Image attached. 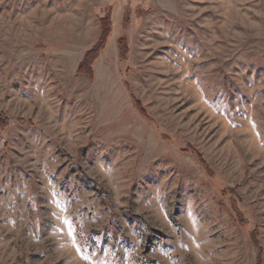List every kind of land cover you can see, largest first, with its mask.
Returning <instances> with one entry per match:
<instances>
[{
	"label": "rangeland",
	"instance_id": "1",
	"mask_svg": "<svg viewBox=\"0 0 264 264\" xmlns=\"http://www.w3.org/2000/svg\"><path fill=\"white\" fill-rule=\"evenodd\" d=\"M1 115L0 264H264V0H0Z\"/></svg>",
	"mask_w": 264,
	"mask_h": 264
},
{
	"label": "trees",
	"instance_id": "2",
	"mask_svg": "<svg viewBox=\"0 0 264 264\" xmlns=\"http://www.w3.org/2000/svg\"><path fill=\"white\" fill-rule=\"evenodd\" d=\"M100 26H101V35L99 37V40L97 43L93 46V48L88 51L83 59V61L80 63L79 68H78V74L80 75H86L90 78L94 76V71H93V63L95 62L96 58L98 57L100 51L105 48L107 43L109 42L111 36H112V17L110 14H107L106 16L102 17L100 20ZM121 41L119 44L121 45ZM136 109L140 114L143 115L144 111L140 107L139 103L135 104ZM20 122V120L18 121ZM10 125L9 119H7L5 116H0V127L2 129L7 128ZM192 153H194L199 161L204 165L205 162L203 161V158L201 154L192 149ZM261 262V255L258 261V264Z\"/></svg>",
	"mask_w": 264,
	"mask_h": 264
}]
</instances>
